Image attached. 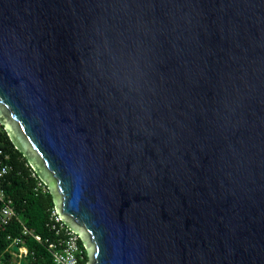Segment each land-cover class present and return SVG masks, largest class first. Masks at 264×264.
Masks as SVG:
<instances>
[{
	"label": "water",
	"instance_id": "1",
	"mask_svg": "<svg viewBox=\"0 0 264 264\" xmlns=\"http://www.w3.org/2000/svg\"><path fill=\"white\" fill-rule=\"evenodd\" d=\"M0 124L86 264H264V0H0Z\"/></svg>",
	"mask_w": 264,
	"mask_h": 264
},
{
	"label": "built area",
	"instance_id": "2",
	"mask_svg": "<svg viewBox=\"0 0 264 264\" xmlns=\"http://www.w3.org/2000/svg\"><path fill=\"white\" fill-rule=\"evenodd\" d=\"M5 135V130L0 124V226L5 227L11 221L16 220L21 226V237H6L8 247L4 252L9 255V258L7 259L2 254L0 256V264H19L21 261L31 264L32 253L28 251L22 240V237L27 235L44 247L53 264H86V257L78 236L64 225L53 207L49 210L48 221L45 225L53 234L52 239L41 240L39 236L32 234L19 221L15 203L11 194L8 193V189L12 185L10 177L14 169L11 164L10 153L4 147ZM25 166L29 168L27 164ZM31 177L36 181L34 191L42 195L46 194V187L32 171ZM14 247L17 248L16 251L13 250Z\"/></svg>",
	"mask_w": 264,
	"mask_h": 264
},
{
	"label": "trees",
	"instance_id": "3",
	"mask_svg": "<svg viewBox=\"0 0 264 264\" xmlns=\"http://www.w3.org/2000/svg\"><path fill=\"white\" fill-rule=\"evenodd\" d=\"M4 147L10 153L14 169L10 177L12 185L8 189V193L11 194L15 203L19 221L41 240L52 239L53 234L45 226L49 210L53 207L51 196L48 192L42 195L34 191L36 181L31 177L30 169L25 166V159L13 148L6 135L4 136ZM7 236L10 238L21 237V226L16 220L11 221L5 227L0 226V256L3 254L8 259L9 255L4 252L8 247ZM22 240L28 251L32 253L31 264H53L42 245L29 235L23 236Z\"/></svg>",
	"mask_w": 264,
	"mask_h": 264
}]
</instances>
